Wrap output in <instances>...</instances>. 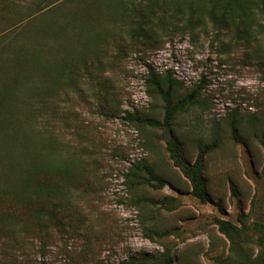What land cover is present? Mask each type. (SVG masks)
I'll use <instances>...</instances> for the list:
<instances>
[{
	"label": "rangeland",
	"instance_id": "1",
	"mask_svg": "<svg viewBox=\"0 0 264 264\" xmlns=\"http://www.w3.org/2000/svg\"><path fill=\"white\" fill-rule=\"evenodd\" d=\"M39 1L0 0V85L13 101L0 106V185L23 190L21 174L42 155L65 162L67 215L89 231L78 240L88 247L76 248L71 262L52 241L44 255L34 243L26 253L31 263L264 264L259 0H119L143 8V32L133 30L128 10L103 0L92 22L80 13L85 1L35 15ZM33 16L26 31L16 29ZM17 48L29 63L15 61ZM149 67L178 81L172 103L198 92L171 128L187 161L210 148L202 169L209 202L191 195L162 130L140 121L161 123L164 115L161 99L147 95ZM157 179L163 186L151 187ZM164 196L175 198L174 210L144 203ZM2 213L26 220L9 195H0ZM216 220L229 224L230 238ZM149 228L171 233L149 238ZM10 251L0 231V264H21Z\"/></svg>",
	"mask_w": 264,
	"mask_h": 264
},
{
	"label": "trees",
	"instance_id": "2",
	"mask_svg": "<svg viewBox=\"0 0 264 264\" xmlns=\"http://www.w3.org/2000/svg\"><path fill=\"white\" fill-rule=\"evenodd\" d=\"M80 1L81 0H41L36 4L38 12L35 13V15H42V13L47 14L48 11L55 8L62 6L66 7L70 3L74 4ZM82 1L85 2L84 6L80 8V13L91 16L92 22L98 13V0ZM103 1L110 6L115 4L119 8L124 7V10H126L125 12H127V10L129 11L133 30L139 32L144 31V25L146 24L141 20H144L147 14L142 10L143 8L137 9L136 7H130V2H119V0ZM259 4L261 5L260 7H264V0H259ZM153 9L154 6H150L147 11L151 12ZM33 18L34 16L20 20L17 25L18 28L16 29L21 32L26 31L31 26L30 22ZM62 31L63 28L61 26L58 27L57 33ZM1 44L4 45L3 48L9 45L7 43ZM16 51L17 52L14 53L17 58L15 61L19 65L29 63L28 58L25 57V53L20 52L19 48H17ZM2 53L3 50L1 49L0 55ZM35 62L36 61H34V63ZM145 83L147 95L149 97L158 96L161 99L164 115L161 123L150 118H143L140 119V121L149 126H158L162 130L165 134L163 139L168 158L172 165L187 179L191 195L201 202H209L210 197L206 191L202 169L204 157L210 148L205 147L200 149L192 162L187 161L182 154L180 142L173 135L171 128L172 120L176 117L178 111L183 110L185 106H190L195 102V96L198 93L197 90H192L182 99L172 103V97L177 89L178 81L174 79L168 71L164 74H160L150 67L147 69ZM11 99L9 88L0 85V106L9 105L8 107L12 108L13 101L10 102ZM3 118L6 119V116L3 115ZM61 163L56 160H51L50 157L46 155H42V159L37 165H34L35 168H33V170L28 169L21 174L23 190H17L15 186L11 185L10 187L0 185V195H9L12 203L21 207L25 212L26 220L18 222L13 221L8 213L0 214V231L6 235L10 243V258L14 256L15 252L19 253L22 257L21 260H19L21 264H32L31 258L26 256V253L33 248L35 242H38V251L44 255V253H48L45 249L46 244L56 241L62 245L61 255L67 259V263L71 262L74 255L78 253L76 248L81 247V249H84L88 247V242L83 245L78 243V240L86 237L84 234L89 231L83 227V219L72 218L67 215L68 207L70 206V202L64 194V177L67 175V168L65 162L64 164ZM47 178L50 179V181ZM150 186L160 188L163 186V183L161 180L157 179L156 185L150 184ZM144 203L167 211L174 210L176 207L175 198L171 196H164L157 201H144ZM71 204H73V202ZM138 207L141 208L143 206L139 205ZM216 222L219 231L230 238L229 224L223 220H216ZM15 224H18L19 228L14 229ZM147 230L149 238L152 235L167 236L171 233L170 230H165L161 233L150 228ZM19 232H21V235ZM13 237L17 239L12 240ZM70 241L73 243L69 244ZM68 247L71 251L67 250ZM79 253H81V251ZM2 254L7 256L6 253ZM11 260L15 262V256L14 259ZM121 264L126 263L122 262Z\"/></svg>",
	"mask_w": 264,
	"mask_h": 264
}]
</instances>
